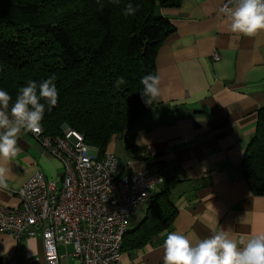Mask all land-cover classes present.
<instances>
[{
  "label": "crops",
  "instance_id": "0c3cea01",
  "mask_svg": "<svg viewBox=\"0 0 264 264\" xmlns=\"http://www.w3.org/2000/svg\"><path fill=\"white\" fill-rule=\"evenodd\" d=\"M224 1L181 0L177 8L159 10L173 27L155 58L161 95L136 121V151L117 157V141L124 145L114 137L106 152L118 158V173L150 165L156 179L134 228L163 190L176 214L167 230L143 248L123 251L117 264H163V242L173 231L195 244L213 231L230 230L241 247L240 241L264 234V196L251 193L242 171L264 108V31L230 37L219 13ZM17 144L21 151L8 164V187L0 188V206L8 208L18 207L15 192L35 172L58 182L62 177L60 162L29 132ZM57 253L60 264H80L71 246H57ZM0 264H46L42 241L0 233Z\"/></svg>",
  "mask_w": 264,
  "mask_h": 264
},
{
  "label": "trees",
  "instance_id": "16d2710c",
  "mask_svg": "<svg viewBox=\"0 0 264 264\" xmlns=\"http://www.w3.org/2000/svg\"><path fill=\"white\" fill-rule=\"evenodd\" d=\"M180 2L0 0V89L14 102L28 81L39 84L55 74L59 98L51 111L45 109L44 133L60 135L65 126L80 133L98 158L120 137L131 155L136 151V121L153 106L142 102L140 80L156 75L157 49L173 32L159 10L177 8ZM129 3L139 7L126 17L123 10ZM119 77L125 83L116 88ZM242 171L251 193L264 196V108L258 112ZM175 214L167 190L155 195L144 219L125 234L121 251L148 245L171 226Z\"/></svg>",
  "mask_w": 264,
  "mask_h": 264
},
{
  "label": "built area",
  "instance_id": "2783aa9c",
  "mask_svg": "<svg viewBox=\"0 0 264 264\" xmlns=\"http://www.w3.org/2000/svg\"><path fill=\"white\" fill-rule=\"evenodd\" d=\"M29 134L60 162L62 177L58 182L35 172L15 192L17 208L0 206V233L16 240L39 237L46 264H60L57 246H71L80 264H117L128 220L155 187L150 170L118 173L115 155L98 158L83 136L67 127L55 136L43 129Z\"/></svg>",
  "mask_w": 264,
  "mask_h": 264
},
{
  "label": "clouds",
  "instance_id": "9594fccd",
  "mask_svg": "<svg viewBox=\"0 0 264 264\" xmlns=\"http://www.w3.org/2000/svg\"><path fill=\"white\" fill-rule=\"evenodd\" d=\"M138 7L127 4L123 15H134ZM219 13L228 34L236 40L264 31V0H227ZM55 80L52 74L39 84L28 81L27 86L19 89L14 102L6 90L0 89V188L8 187V164L21 151L17 144L21 133H40L46 107L51 111L57 105L59 93ZM124 83V78L119 77L114 87L119 88ZM140 83L143 85L142 102L151 106L161 95L160 77L150 73L144 75ZM229 231H213L211 236L195 244L187 235L169 232L163 242V264H264V234L240 241L241 247L230 238Z\"/></svg>",
  "mask_w": 264,
  "mask_h": 264
},
{
  "label": "rangeland",
  "instance_id": "374dc122",
  "mask_svg": "<svg viewBox=\"0 0 264 264\" xmlns=\"http://www.w3.org/2000/svg\"><path fill=\"white\" fill-rule=\"evenodd\" d=\"M123 152H124V147L122 146V143L118 140L116 143L115 155L123 160L124 159ZM133 172H137V171H133ZM142 213H143V208L136 215H134L128 220L127 225L129 230H132L137 225Z\"/></svg>",
  "mask_w": 264,
  "mask_h": 264
},
{
  "label": "water",
  "instance_id": "95a60500",
  "mask_svg": "<svg viewBox=\"0 0 264 264\" xmlns=\"http://www.w3.org/2000/svg\"><path fill=\"white\" fill-rule=\"evenodd\" d=\"M63 128H65V126H63Z\"/></svg>",
  "mask_w": 264,
  "mask_h": 264
}]
</instances>
